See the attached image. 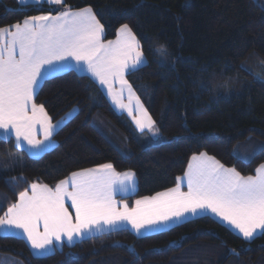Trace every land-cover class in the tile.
Instances as JSON below:
<instances>
[{
	"label": "trees",
	"instance_id": "trees-1",
	"mask_svg": "<svg viewBox=\"0 0 264 264\" xmlns=\"http://www.w3.org/2000/svg\"><path fill=\"white\" fill-rule=\"evenodd\" d=\"M91 7L111 40L127 24L147 61L126 74L155 121L159 138L139 133L89 75L73 69L45 78L35 102L53 122L75 113L38 157L0 137V215L33 182L55 184L71 172L111 163L133 171L150 196L176 185L194 154L207 153L241 175L264 163V0H65ZM63 6L0 0V28ZM165 46L167 57L152 49ZM243 66V69L242 67ZM13 178H15L13 180ZM0 264H264V232L245 240L210 215L138 236L103 232L34 255L0 233Z\"/></svg>",
	"mask_w": 264,
	"mask_h": 264
},
{
	"label": "snow or ice",
	"instance_id": "snow-or-ice-1",
	"mask_svg": "<svg viewBox=\"0 0 264 264\" xmlns=\"http://www.w3.org/2000/svg\"><path fill=\"white\" fill-rule=\"evenodd\" d=\"M32 2L40 4L42 0ZM46 2L63 6L64 10L55 15L49 12L28 16L0 28L3 142H9L14 135L17 147L26 143L31 149H41L50 141L63 121L52 123L44 105L35 102L37 89L47 73L71 69L73 62L107 90L112 103L126 111L141 132L148 130L155 136V121L126 79V74L147 63L132 29L124 24L115 40L105 41L104 25L91 7L74 11L65 0ZM152 51L161 62L168 55L163 45ZM38 133L43 139L37 138ZM134 189L135 173L117 172L111 163L71 172L54 187L33 182L0 215V228L21 231L37 254L48 252L54 242L62 243L66 238L72 243L102 226L115 230L129 224L140 234L142 230L208 212L237 230L245 240L264 232V164L255 170V175L244 176L207 153L194 154L183 176L176 178L175 187L142 197L132 208L116 200L118 193Z\"/></svg>",
	"mask_w": 264,
	"mask_h": 264
},
{
	"label": "crops",
	"instance_id": "crops-1",
	"mask_svg": "<svg viewBox=\"0 0 264 264\" xmlns=\"http://www.w3.org/2000/svg\"><path fill=\"white\" fill-rule=\"evenodd\" d=\"M17 1H18L20 4H35V3L32 2V0H27L26 3L24 2V0H17ZM44 3L48 4V3L46 2V0H42V2H41L40 4H44ZM40 4H38V5H40ZM52 6H60V5H52ZM74 11H75V10H74ZM93 12H94V11H93ZM43 14H47V13H43ZM52 14L55 15L56 13H52ZM38 15H41V14H38ZM34 16H35V15H34ZM133 33H134V32H133ZM103 39H104V37H103ZM115 39H116V37H115L114 39H111V40H115ZM104 40H105V39H104ZM105 41H108V40H105ZM144 57H145V56H144ZM71 69H73V70H75V71H77V72H79V73H81V74L89 75L93 80H95V79L91 76V74H90V73H87V71L84 70L83 68H76L75 65H74V62H73V67H72ZM67 70H70V69H55V70L50 71V72L47 73V74L45 75V77L41 80L40 84L42 83V81H43L45 78L50 77V76H53V75H56V74H59V73H61V72L67 71ZM95 81H96V80H95ZM96 82H97V84L102 88L103 92H104L105 95L107 96V98H108V100L110 101V104L112 105V107L114 108V110H115L117 113H119V114L125 115V116L129 119V121L133 124L134 128L136 129V131H138L139 133H147V134H150L152 138H159V137H160V133H159V132H158L155 136H153L148 130H145L144 132H141V131L136 127L135 123H134L133 120H132V117H130L126 111H123V110H120L119 108H117V107L112 103L111 98L107 95V90H106L103 86H101V85L98 83V81H96ZM114 87L118 89V88H119V84L114 85ZM38 89H39V88H38ZM38 89H37V91H38ZM133 91H134V90H133ZM134 93H135L136 96H138V95L136 94L135 91H134ZM139 99H140V98H139ZM127 102H128V100H127V94L125 93L124 103H127ZM140 102L142 103L141 100H140ZM133 104H135V101H133ZM142 105H143V103H142ZM143 107H144V105H143ZM144 108H145V107H144ZM145 109H146V108H145ZM70 113H71V116H72V115L75 113V111H72V112H70ZM149 115H150V114H149ZM71 116L68 115L67 118H69V117H71ZM67 118H65V119H67ZM65 119H61V120H59V121H63V123H64V122H65ZM52 123H53V124H56L57 122H53V121H52ZM63 123H62V124H63ZM62 124H61V125H62ZM61 125H60V126H61ZM60 126H59V127H60ZM59 127H58V128H59ZM155 127H156V125H155ZM58 128L53 132V135H54V133L58 130ZM53 135H52V137L50 138V141L45 142V146L42 147L41 149H31L29 146L26 145V143L24 144L23 147H18V148H19V149H22V150H24V151H26V152H27L30 156H32V157H38V156L42 155L44 152L50 150V149L55 145V142H54V140H53ZM0 137H2V138L4 137V133H3L2 130H0ZM37 138H38V139H43L42 133H38V134H37ZM9 139H12V140L14 141V143H15V137H14V135L11 136V137H9ZM196 155H198V154H196ZM263 164H264V163H263ZM259 166H260V165H259ZM259 166H258V167H259ZM225 167H226V166H225ZM121 173H122V172H121ZM254 175H255V174H254ZM182 176H183V175H182ZM180 177H181V176H180ZM174 187H175V186H174ZM136 190H137V178H136V176H135V189L132 190V191H130V192H128V193H118V194L116 195L115 198H116V200H117L118 202L123 201L124 203H127V204L129 205L130 208H132V207L135 206V201L138 200V199H141V198H142V197H139V198L134 199L133 201L130 200V196L133 195V194L136 192ZM182 190L185 191V192L187 191V187H186V185H183V186H182ZM163 191H165V190H163ZM160 192H162V191H160ZM153 195H155V194H153ZM150 196H152V195H150ZM144 197H145V196H144ZM67 203H70V202H67ZM70 211H73V210L70 209ZM202 215H210V216H212V217L215 218L217 221H219L220 223H222V224H224L225 226H227L228 228H230L233 232H235L236 234H238V235H240L241 237H243V236H242L237 230L233 229V228H232L231 226H229L226 222L222 221L220 218H218L217 216H215L214 214H212V213H210V212H208V213H201L200 215H197V216H191V215H189V216H187L186 219H182V220L175 221V222H170L167 226H161V227H159V228H156V229H153V230H148V231H144V230H142V232H141L140 234H137V233L131 228V225H129V224H124V225H122L121 227H119V228H117V229L127 228V229L131 230L133 233H135L136 235H138V236H142V235H148V234H153V233H157V232H160V231L167 230V229H169V228H171V227H173V226H175V225H177V224H180V223H182V222H184V221H186V220H189V219H192V218H196V217H199V216H202ZM112 230H113V229L109 228L108 226H102L101 229H100L99 231L94 230L92 233H86L83 237H77V238H75L74 241H73L72 243H69V242L67 241V239L65 238V239L63 240L62 243H55V242H54V245L52 246V248H51L48 252H45L44 254H37V253H36V252L30 247V245L28 244V242H27V240H26V237H24L23 234H22V232L19 231V230L5 231L3 228H0V233L3 234V235H15V236H18V237L23 238V239L27 242L29 248L31 249V251H32V253H33L34 255H37V256H43V255H47V254L51 253L55 248H60V247H62L63 245H72V244H74V243H76V242H78V241H80V240H82V239H85V238H87V237H90V236H92V235H97V234H100V233H103V232H109V231H112ZM115 230H116V229H115ZM261 233H262V232H258L254 237H256L257 235H259V234H261ZM252 239H253V238H252Z\"/></svg>",
	"mask_w": 264,
	"mask_h": 264
},
{
	"label": "rangeland",
	"instance_id": "rangeland-1",
	"mask_svg": "<svg viewBox=\"0 0 264 264\" xmlns=\"http://www.w3.org/2000/svg\"><path fill=\"white\" fill-rule=\"evenodd\" d=\"M0 261H3V260H0Z\"/></svg>",
	"mask_w": 264,
	"mask_h": 264
}]
</instances>
